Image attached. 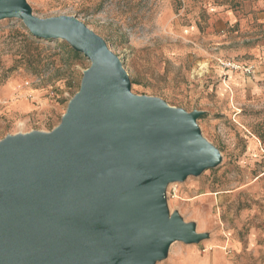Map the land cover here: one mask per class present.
Segmentation results:
<instances>
[{"label":"rangeland","instance_id":"374dc122","mask_svg":"<svg viewBox=\"0 0 264 264\" xmlns=\"http://www.w3.org/2000/svg\"><path fill=\"white\" fill-rule=\"evenodd\" d=\"M25 3L37 18L72 17L91 30L118 58L132 95L202 113L198 135L218 163L164 191L168 219L200 238L173 242L151 264H264V0ZM227 61L254 77L222 71ZM89 67L67 42L0 20V143L52 134Z\"/></svg>","mask_w":264,"mask_h":264},{"label":"water","instance_id":"95a60500","mask_svg":"<svg viewBox=\"0 0 264 264\" xmlns=\"http://www.w3.org/2000/svg\"><path fill=\"white\" fill-rule=\"evenodd\" d=\"M6 18L67 42L90 67L52 134L0 143V264H151L173 242L199 240L168 219L164 191L218 163L198 135L202 113L132 95L118 58L75 18L0 0Z\"/></svg>","mask_w":264,"mask_h":264},{"label":"built area","instance_id":"2783aa9c","mask_svg":"<svg viewBox=\"0 0 264 264\" xmlns=\"http://www.w3.org/2000/svg\"><path fill=\"white\" fill-rule=\"evenodd\" d=\"M221 69L222 71L227 72H239L248 78H253L254 77V69L252 67H246L239 65L235 62L227 61V62H222L221 63Z\"/></svg>","mask_w":264,"mask_h":264},{"label":"crops","instance_id":"0c3cea01","mask_svg":"<svg viewBox=\"0 0 264 264\" xmlns=\"http://www.w3.org/2000/svg\"><path fill=\"white\" fill-rule=\"evenodd\" d=\"M255 78H256V77H255ZM233 83H237V82H235V80H234ZM233 83H231V84H233Z\"/></svg>","mask_w":264,"mask_h":264}]
</instances>
